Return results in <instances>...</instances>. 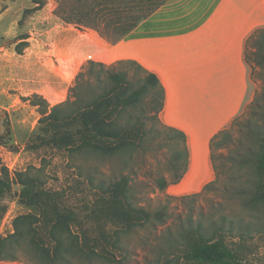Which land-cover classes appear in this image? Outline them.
Listing matches in <instances>:
<instances>
[{"label":"trees","instance_id":"obj_1","mask_svg":"<svg viewBox=\"0 0 264 264\" xmlns=\"http://www.w3.org/2000/svg\"><path fill=\"white\" fill-rule=\"evenodd\" d=\"M32 1L35 6L25 9L22 18L42 6L43 0ZM55 2L53 12L63 22L80 29H93L114 44L157 9L163 0ZM249 46H255V52L263 50L264 59V28L249 36L247 48ZM16 51L20 53L21 49L17 46ZM246 58L249 61L247 52ZM260 61L258 59L257 63ZM68 92L64 101L52 106L38 93L27 97L39 113L37 128L30 138L32 147L66 148L72 153L102 158L120 153L141 157L151 143L158 141L170 147L167 171L171 177L158 175L152 186L160 191L181 179L187 167L186 138L183 132L160 119L163 87L154 73L131 59H119L109 64L88 59L82 64ZM257 107L261 122L252 120V113L244 116V111L228 128L211 138L210 158L215 178L200 192L171 199L197 198L217 189L225 173L230 175L225 168L233 169L236 164L240 168L249 166L252 171V180L247 188L238 190L244 204L252 208L259 203L264 206V96L262 102H258V96H255L247 108ZM235 133L250 136L254 145L238 147L239 139H234ZM225 148L228 153L222 152ZM222 162H228V167ZM16 181L21 186L19 200L29 206L31 212L14 218L13 232L0 239V257H6L3 253L6 243L19 240H27L50 262L67 255L106 257L108 251L104 245L117 246L119 231L154 224L155 221L164 222L168 215L165 206L149 210L139 204L133 180L126 174L96 180L89 175L94 198L89 206H84V214L63 204L58 192L42 188L38 178L17 173ZM11 184L8 172L3 168L0 195L9 192ZM188 216V222L178 226L176 237L167 236L172 240V246L177 242L182 245L185 259L199 264H245L228 245L225 236L234 233L233 225L227 226L221 219L213 221L212 229L206 230L201 220L194 219L191 213Z\"/></svg>","mask_w":264,"mask_h":264},{"label":"rangeland","instance_id":"obj_2","mask_svg":"<svg viewBox=\"0 0 264 264\" xmlns=\"http://www.w3.org/2000/svg\"><path fill=\"white\" fill-rule=\"evenodd\" d=\"M34 6L32 0H0V173L5 168L12 181L11 190L0 195V239L13 232L17 215L31 212L19 200L21 186L16 181L17 173L38 178L42 188L58 192L63 204L81 214L94 198L89 175L96 180L126 174L133 180L139 204L149 210L165 206L168 215L164 222L119 231L117 246L104 245L108 251L106 257L67 255L50 262L27 240H19L3 246L6 257H0V264H199L185 259L182 245L177 242L172 246V240L167 238L169 234L171 238L178 235V226L188 222L190 213L203 222L206 230L212 229L213 221L221 219L225 225H233L234 233L225 236L238 258L245 264H264V206L259 203L256 208L248 207L242 193H238L252 180L249 166L240 168L235 164L233 169H228L225 168L228 162H222L230 175L225 173L217 189L197 198L176 200L171 198L181 196L177 194L187 190L191 180L176 187L168 185L160 191L152 186L158 175L171 177L167 171L170 147L166 143H151L141 157L120 153L109 158L72 153L53 146L32 147L30 138L37 128L39 113L27 97L38 93L50 106L60 103L67 98L85 61L114 57L94 50L99 48L95 30L80 29L59 19L53 12L55 0H43L39 9L22 18L23 11ZM17 46L20 53L16 51ZM247 53L251 80L256 85L254 98L258 96V102H262L263 50L255 52V46H249ZM76 59L82 61L78 69L73 63ZM247 107L243 110L244 116L252 113V120L261 122L259 108ZM237 138L238 147L254 145L250 136L235 133L234 139ZM222 152L228 153V149Z\"/></svg>","mask_w":264,"mask_h":264},{"label":"crops","instance_id":"obj_3","mask_svg":"<svg viewBox=\"0 0 264 264\" xmlns=\"http://www.w3.org/2000/svg\"><path fill=\"white\" fill-rule=\"evenodd\" d=\"M260 28L264 0H163L116 43L96 36L94 50L114 56L101 61L135 60L159 79L160 119L186 138L187 167L170 187L192 185L177 195L199 192L215 178L210 140L254 98L247 40ZM81 62L73 63L78 69Z\"/></svg>","mask_w":264,"mask_h":264}]
</instances>
